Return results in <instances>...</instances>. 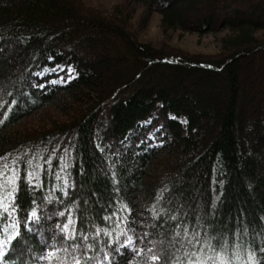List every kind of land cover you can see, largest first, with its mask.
<instances>
[{
  "label": "trees",
  "instance_id": "16d2710c",
  "mask_svg": "<svg viewBox=\"0 0 264 264\" xmlns=\"http://www.w3.org/2000/svg\"><path fill=\"white\" fill-rule=\"evenodd\" d=\"M0 104V264H264V0H0Z\"/></svg>",
  "mask_w": 264,
  "mask_h": 264
},
{
  "label": "rangeland",
  "instance_id": "374dc122",
  "mask_svg": "<svg viewBox=\"0 0 264 264\" xmlns=\"http://www.w3.org/2000/svg\"><path fill=\"white\" fill-rule=\"evenodd\" d=\"M85 5L94 9L110 10L120 0H83ZM142 6L137 7L133 13V23L139 30V41L151 43L154 47L160 48L167 44L170 48L180 52L194 55H210L218 52V38L220 35H198L176 31L164 35L160 25V16L152 13L146 19V25L142 14ZM144 23V25H143ZM222 35V34H221Z\"/></svg>",
  "mask_w": 264,
  "mask_h": 264
},
{
  "label": "snow or ice",
  "instance_id": "6c2138e0",
  "mask_svg": "<svg viewBox=\"0 0 264 264\" xmlns=\"http://www.w3.org/2000/svg\"><path fill=\"white\" fill-rule=\"evenodd\" d=\"M51 58L52 57H49V59H51ZM57 68L61 72H64V71L67 72V76L66 77H64V76L59 77V80H60L61 83H67L73 78V70L72 69L69 68V69L65 70L63 68H59V66H57ZM51 71L55 72V71H57V69L54 68V69H51ZM48 72H49V70L45 69L43 72L34 73V75L39 76L41 78V80H43L44 76L48 75ZM48 83L55 84V83H57V81L56 80H50ZM33 86L37 87V88H40V89H43L47 85L45 83H37V84H35ZM5 103H7V101H5ZM13 103H15V101H13ZM2 107H3V104H0V108H2ZM0 159H2V158H0ZM12 171L14 172L15 169L13 168ZM9 183H13V181H9ZM0 207H3L2 201H0ZM9 209H11L12 212L16 211L15 204H14V196H13V202L9 203L6 207H3V211L5 213H8ZM60 215L62 216L63 213H60ZM33 219H37V220L39 219L38 214H37L36 211H32L31 212L30 218H29V223H31ZM14 227H15V225H14ZM65 227H67V226H65ZM29 231H31V229H29ZM19 236H20V233L16 232V234L14 236L9 237L6 242L5 241H0V247H3V245L5 243L11 244L12 241L16 240L17 237H19ZM123 247L125 249H127V245H123ZM116 251L119 252V249H116ZM5 256H6V253L0 251V260H2ZM155 259H159V258L156 257ZM249 261H250V264H256V262L254 261V259H253V257L251 255L249 256ZM221 264H229V262L227 260H223V261H221Z\"/></svg>",
  "mask_w": 264,
  "mask_h": 264
}]
</instances>
